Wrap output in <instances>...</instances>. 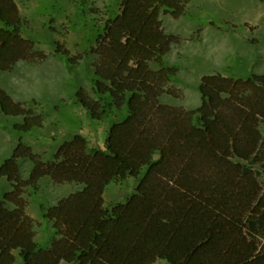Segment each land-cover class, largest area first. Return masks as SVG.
Instances as JSON below:
<instances>
[{
    "label": "trees",
    "instance_id": "obj_1",
    "mask_svg": "<svg viewBox=\"0 0 264 264\" xmlns=\"http://www.w3.org/2000/svg\"><path fill=\"white\" fill-rule=\"evenodd\" d=\"M17 0H0V72L46 56L23 36ZM84 13L89 0H70ZM88 53H56L72 66L91 56V94L78 87L76 104L93 121L117 115L102 149L85 138L63 142L43 162L18 142L0 163L10 190L0 200V264H264V74L200 78L194 110L161 102L179 99L176 70L163 58L177 37L165 34L160 16L181 18L191 0H115ZM90 12L94 13L92 10ZM0 117L27 135L43 117L16 101L0 84ZM32 167L26 179L19 161ZM48 178L77 190L43 208L54 235L35 241L24 197ZM137 180L133 194L110 209L107 186Z\"/></svg>",
    "mask_w": 264,
    "mask_h": 264
},
{
    "label": "rangeland",
    "instance_id": "obj_2",
    "mask_svg": "<svg viewBox=\"0 0 264 264\" xmlns=\"http://www.w3.org/2000/svg\"><path fill=\"white\" fill-rule=\"evenodd\" d=\"M24 23L23 36L34 42L42 62H20L9 72H0L2 88L16 101L28 104L43 117V127L22 135L9 126L16 122L0 117V163L9 157L19 141L30 147L43 162L52 160L57 148L75 135L85 138L89 150L102 149L110 125L119 118L113 114L93 121L74 98L78 87L91 94V56L70 66L56 53L62 46L71 56L88 53L94 45L104 15L116 13L115 0H89L82 13L70 0H17ZM92 10L94 13L90 12ZM165 34L177 37L163 63L176 70L172 86L179 93L175 100L163 96L161 102L194 110L200 105L198 85L204 75L218 73L233 79L264 74V0H191L178 20L160 16ZM264 137V125L259 127ZM24 179L32 167L29 160L19 161ZM258 180L264 189V171ZM137 180L127 178L107 186L104 206L123 203L136 188ZM75 185H54L42 179L36 190L24 195L26 214L34 222L35 241L49 247L54 235L41 207L48 208L77 190ZM10 190L0 179V200ZM16 264H21L17 260ZM62 264V263H61ZM156 264H165L158 262Z\"/></svg>",
    "mask_w": 264,
    "mask_h": 264
}]
</instances>
